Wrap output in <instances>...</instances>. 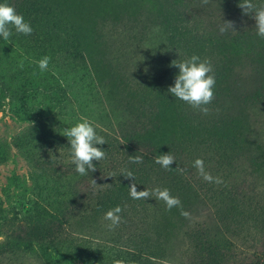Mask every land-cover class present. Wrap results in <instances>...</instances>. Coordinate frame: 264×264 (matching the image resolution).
Masks as SVG:
<instances>
[{"label":"rangeland","instance_id":"obj_1","mask_svg":"<svg viewBox=\"0 0 264 264\" xmlns=\"http://www.w3.org/2000/svg\"><path fill=\"white\" fill-rule=\"evenodd\" d=\"M243 2L51 0L52 7L59 12L58 19L67 20L70 33L90 68H87L86 89L77 90L80 103L67 104L62 98H58L59 101L55 98L54 88L62 84V80L57 75L55 58L51 54H47L51 58L48 69L41 72L36 62L45 55L27 51L11 40L13 35L8 40L0 39V264H114L118 259L143 264L140 259L114 256L108 246H103L113 243L108 233L99 235L103 243L87 232V241L62 235L55 246L34 245L31 225L35 214L24 212L28 205L21 204L24 203L23 194L34 188L43 189L52 200L49 202L58 206L68 198L72 184L78 178L32 167L27 155L43 158L48 154V146H18L17 136L29 131L38 134L49 131L48 126L54 122L51 115L59 112L60 105H66L72 112L60 119L56 116L55 129L59 123L68 129L80 122L85 114L96 113L95 118L101 114L106 119L103 114L107 112L126 116L125 110L132 115H139V111L143 113L144 110L145 116L142 101L129 98L133 81L138 80L139 74L142 81L148 72L161 70L162 73L167 68L163 74L173 82L179 68L172 66V62L179 63L192 55L210 60L213 69H223L224 75L214 72L215 98L207 105V114L185 102L182 104L189 106L191 114L185 113L186 107H179L184 114L179 132L192 142L190 153L186 155L191 156L192 165L197 158H202L206 171L212 174L219 165H223L227 173L238 170L248 180V184L240 189L253 195L264 208V38L257 35L252 15H245L239 7ZM252 2L258 7L264 6V0ZM224 21L234 22L235 29L228 28L222 33L220 28ZM179 32L183 35L179 36ZM53 34L56 37L55 31ZM234 36L240 37L241 47L232 46L230 41ZM182 37H192L193 43H186ZM107 101L111 102L109 106L103 111L97 110V106H101L99 102L106 104ZM222 120L221 128L214 126ZM195 124L197 128L193 132ZM208 126H214L211 129L214 137L202 132L201 128ZM217 138L222 140L221 145L214 143ZM207 158L209 162H205ZM194 170L199 177L195 167ZM183 210L190 213L189 218L181 215V208L173 207L159 211L149 226L139 224L135 233L139 234L141 250L149 248L151 252H162L179 264L185 261L180 258L184 254L188 260L191 241L186 234L194 227L192 224L196 219L206 218L204 215L199 217L195 205L185 206ZM40 218L45 220L46 216L40 214ZM91 220L87 218L80 227H88ZM22 229L26 230L24 235ZM123 234L126 237L125 231ZM250 247V242L241 246L244 249Z\"/></svg>","mask_w":264,"mask_h":264},{"label":"trees","instance_id":"obj_2","mask_svg":"<svg viewBox=\"0 0 264 264\" xmlns=\"http://www.w3.org/2000/svg\"><path fill=\"white\" fill-rule=\"evenodd\" d=\"M0 3L14 5L33 28L32 34L27 36L17 34L13 29L14 37H11V40L16 41L27 51L51 54L55 58V69L62 80V84L52 90L57 101L58 98H62L67 104L80 103L77 90L86 89L89 66L74 41L73 34L70 33L71 28L67 20L58 19L59 12L52 7L51 0H0ZM53 31L57 34L56 37ZM178 34L183 35L181 32ZM1 38L3 37L0 36ZM181 40L193 43L192 37H182ZM230 42L237 48L242 45L239 36H234ZM166 72L167 68L162 73L161 70L148 72L147 78L142 81L139 74L138 80L133 81L130 87L129 98L134 97L142 101L141 107L146 110L145 116L144 110L143 113L139 111V115L128 114L125 110L126 116L117 112L112 114L107 112L103 114L106 119L101 114L95 118L96 113L92 116L84 115V118L88 117L87 119L98 126L97 134L106 140L105 144L97 145L104 149L106 158L94 161L95 172L89 171L85 176L76 172L72 163L70 141L62 134L67 129L62 127V123L55 129L58 123H55L56 116L60 119L72 112L66 105L62 107L59 104V112L51 115L50 119L54 122L48 126L49 131L41 134L29 131L17 136L18 146L25 144L28 147L35 144L48 146L51 158H47L48 154L43 158L27 155L32 167L47 173L70 174L75 176V179L78 178V181L73 182L68 198L61 201L58 206H53L49 202L51 199L44 194L43 189L34 188L30 193L23 194L24 203L21 204L28 205L24 212L35 214V221L31 225L35 246L41 244L55 246L62 235L71 236L73 240L87 241L86 237L89 235L87 232L93 233L97 240L103 243L104 240L99 235L108 233L113 238V243H104L103 246L106 248L108 246L109 251L116 257L140 259L143 264H179L174 258L162 252H151L149 248L141 250L137 237L139 234L135 233L137 226L139 224L149 226L159 211L165 210L167 206L164 201L155 197L146 200L133 199L130 196L133 180L122 174L131 171L138 191L153 190L157 187L168 188L173 196L179 197L182 207L195 205L199 209V217L204 215L206 218L196 219L192 224L194 227L188 230L186 235L191 241V251L188 260L185 254L180 256L185 260L181 262L182 264H264V208L253 195H248L240 189L242 185L248 184V180L236 169L227 173L223 165L214 168L215 174H212L213 172L211 174L213 177L222 178L224 181L222 184L209 183L200 176L196 177L192 158L186 155L190 153L192 138L189 137V142L188 136L179 132L184 115L179 111L181 110L179 107H186L185 113L191 112L189 106L182 104L183 101L179 102L168 92L169 87L174 86L175 80L172 82L165 78ZM214 72L224 75L221 68H215ZM52 98L54 99V95ZM54 101L57 102L55 99ZM99 104L101 106H97V110L103 111L111 102ZM63 121L64 119H61V122ZM221 123L224 125L222 120L214 126L221 128ZM214 126L201 130L206 132V136L214 137V131H211ZM196 128L197 124L194 125L193 132ZM220 138L214 143L221 145ZM168 152L176 157V161H173L170 169H164L155 162V158ZM134 156H141L143 162L131 163V157ZM209 161V158L205 160ZM177 166L184 171H178ZM93 179L97 184H93ZM61 204L62 207L59 206ZM117 205L123 209L121 223L114 230H109L106 225L110 222L105 220L104 216ZM40 214L46 216L45 220L40 218ZM87 218L92 219L89 226L80 227ZM121 226L123 228H120ZM25 231L22 229V235ZM77 236L82 239H77ZM245 242H250L251 247L241 248Z\"/></svg>","mask_w":264,"mask_h":264},{"label":"clouds","instance_id":"obj_3","mask_svg":"<svg viewBox=\"0 0 264 264\" xmlns=\"http://www.w3.org/2000/svg\"><path fill=\"white\" fill-rule=\"evenodd\" d=\"M203 3L207 4L208 0H203ZM239 7L243 9L245 15H252L255 19L257 35L264 38V6L255 5L252 0H244L239 4ZM228 28L235 29L234 22L224 21V25L220 28L223 33ZM13 29L17 34L31 35L33 28L29 21H26L24 16L19 13L15 6L10 3H0V36L3 39L8 40L12 35ZM50 57L45 55L39 61L37 65L41 72L48 69ZM172 66L179 68V73L175 77L174 86H170L168 92H170L176 99H179L194 109H199L204 114L209 112L207 105L211 104L215 98V84L216 77L213 69V65L208 59H201L198 55H192L179 63L172 62ZM20 67L23 68V62H20ZM97 125L93 121L87 118H82L80 122L74 126L68 128L62 134L67 136L70 141L72 149V163L75 165V170L81 176H85L89 171L95 172L96 166L94 161H101L106 158V152L103 148L97 147V145H103L106 140L103 136L97 134ZM123 143V142H122ZM173 161H176V157L171 152L164 153L155 158V162L161 165L164 169H170ZM131 163H142L143 158L141 156L131 157ZM193 167H195L200 177L209 182L222 184L224 181L220 177H213L212 174L206 171L205 163L202 158H197ZM178 171L183 172L184 169L177 166ZM126 178L133 180L130 186V196L133 199L146 200L149 197H155L157 200H162L166 204L168 210L173 207L181 208V215L186 218L190 217V213L183 210L182 202L178 196H173L168 188L161 189L159 187L153 190L138 191L135 183V177L131 171L122 173ZM93 184H97L93 179ZM123 209L117 205L114 208L108 210L104 216V219L109 221L106 227L109 230H114L121 223V213ZM114 264H135L134 261H127L118 259L114 261Z\"/></svg>","mask_w":264,"mask_h":264}]
</instances>
